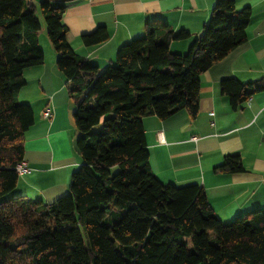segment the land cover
Returning a JSON list of instances; mask_svg holds the SVG:
<instances>
[{
  "label": "trees",
  "instance_id": "1",
  "mask_svg": "<svg viewBox=\"0 0 264 264\" xmlns=\"http://www.w3.org/2000/svg\"><path fill=\"white\" fill-rule=\"evenodd\" d=\"M58 0H0V264H264V210L224 223L198 184L163 183L153 173L143 118L199 109L201 74L247 40L251 7L216 0L200 37L185 53L171 43L189 36L161 19L123 44L104 69L78 55ZM40 15V18L39 16ZM77 107L73 124L81 163L69 192L47 203L15 190L32 106L17 95L24 70L43 64V24ZM109 39L105 27L82 36ZM221 89L238 108L250 92L237 78ZM243 171L238 153L219 167Z\"/></svg>",
  "mask_w": 264,
  "mask_h": 264
},
{
  "label": "crops",
  "instance_id": "2",
  "mask_svg": "<svg viewBox=\"0 0 264 264\" xmlns=\"http://www.w3.org/2000/svg\"><path fill=\"white\" fill-rule=\"evenodd\" d=\"M36 1V0H35ZM66 6L63 21L75 52L104 69L114 63L118 49L145 33L150 19L168 22L189 36L171 43V50L188 51L203 33L216 0H58ZM251 7L247 40L201 74L199 109H186L167 119L143 118L150 165L163 183L203 187L216 215L229 223L255 209L264 210V0H236ZM105 27L109 39L86 45L82 36ZM43 27L39 44L44 38ZM42 35V37H41ZM43 64L26 68L25 86L17 95L29 103L35 122L25 132L24 161L31 168L19 175L16 195L51 203L69 192L72 174L81 163L73 124L76 101L58 65V53L46 38ZM241 81L248 98L233 108L221 80ZM46 109L51 117L46 118ZM160 135L163 141H160ZM230 153H238L244 170L219 168Z\"/></svg>",
  "mask_w": 264,
  "mask_h": 264
},
{
  "label": "built area",
  "instance_id": "3",
  "mask_svg": "<svg viewBox=\"0 0 264 264\" xmlns=\"http://www.w3.org/2000/svg\"><path fill=\"white\" fill-rule=\"evenodd\" d=\"M44 114H45V117L46 118H50L51 117V111L49 109H46V111L44 112ZM160 141H163V138L161 137V135H160ZM30 169L31 168L28 166V164L25 161L21 162L16 167V170H17V172H18L19 175L20 174H23V173H26V172H29Z\"/></svg>",
  "mask_w": 264,
  "mask_h": 264
},
{
  "label": "rangeland",
  "instance_id": "4",
  "mask_svg": "<svg viewBox=\"0 0 264 264\" xmlns=\"http://www.w3.org/2000/svg\"><path fill=\"white\" fill-rule=\"evenodd\" d=\"M38 2L39 1H41V0H37ZM39 16V18H40V15H38ZM41 21H42V19H41ZM42 24H43V34H44V38H46L48 41H50V39H49V37H48V33H47V29H46V27H45V25H44V22L42 21ZM41 37H42V35H41ZM44 38L41 40V45H42V47L43 48H45V40H44ZM50 43L52 44V42L50 41ZM40 45V46H41ZM54 47V46H53ZM43 50V49H42ZM45 55V54H44ZM20 103H26V102H20ZM26 104H29V103H26ZM176 185V184H175ZM188 185V184H187ZM177 186H183V185H177ZM8 196H15V192L14 191H12L10 194H8Z\"/></svg>",
  "mask_w": 264,
  "mask_h": 264
}]
</instances>
